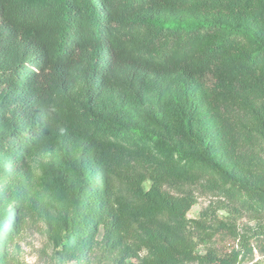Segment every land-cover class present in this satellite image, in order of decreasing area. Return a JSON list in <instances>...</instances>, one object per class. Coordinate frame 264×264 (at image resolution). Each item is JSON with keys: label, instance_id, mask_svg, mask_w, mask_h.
I'll list each match as a JSON object with an SVG mask.
<instances>
[{"label": "trees", "instance_id": "16d2710c", "mask_svg": "<svg viewBox=\"0 0 264 264\" xmlns=\"http://www.w3.org/2000/svg\"><path fill=\"white\" fill-rule=\"evenodd\" d=\"M263 157L264 0H0V264L26 219L63 260L101 236L115 264H239L196 252L237 231L189 219L193 187L259 216Z\"/></svg>", "mask_w": 264, "mask_h": 264}, {"label": "rangeland", "instance_id": "374dc122", "mask_svg": "<svg viewBox=\"0 0 264 264\" xmlns=\"http://www.w3.org/2000/svg\"><path fill=\"white\" fill-rule=\"evenodd\" d=\"M4 184L5 182L0 180V186ZM26 184L29 189L34 190L29 181ZM149 185L146 183L145 189H148ZM193 190L196 204L188 215L189 219H199L204 211L212 209L221 222L235 224L237 231V235L228 236L223 240L216 234L217 226L208 227L204 234L194 232V241L198 240L196 252L202 255L213 252L219 257H227L233 251H239L242 258L239 264H264V213L253 216L243 211L234 212V207L221 195L207 194L198 186L193 187ZM14 207L15 203L7 202L3 214ZM249 246L252 253L248 249ZM3 250L6 253L5 264H115L118 260L116 255L106 251L101 236L98 237L94 249L81 261L63 260L50 242L47 225L42 219H26L24 228L12 242L3 246Z\"/></svg>", "mask_w": 264, "mask_h": 264}]
</instances>
